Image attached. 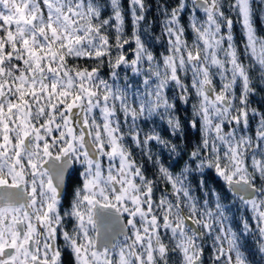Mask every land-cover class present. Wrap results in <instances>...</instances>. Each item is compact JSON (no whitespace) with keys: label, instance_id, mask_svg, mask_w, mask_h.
Segmentation results:
<instances>
[{"label":"snow or ice","instance_id":"1","mask_svg":"<svg viewBox=\"0 0 264 264\" xmlns=\"http://www.w3.org/2000/svg\"><path fill=\"white\" fill-rule=\"evenodd\" d=\"M254 4L0 0V264H264Z\"/></svg>","mask_w":264,"mask_h":264},{"label":"trees","instance_id":"2","mask_svg":"<svg viewBox=\"0 0 264 264\" xmlns=\"http://www.w3.org/2000/svg\"><path fill=\"white\" fill-rule=\"evenodd\" d=\"M146 3L150 6L147 12L146 20L144 24H142V29L144 27H147L149 22H151V27L148 29L147 33H144V38L149 41L150 46L153 48V50L157 53V55L164 50V42L157 43L154 39L155 36L160 34L161 31V20H162V15L160 11L158 10L159 6L161 5H166L169 9L175 4L178 3V0H146ZM128 4L129 0H122V7L125 11V17H126V23H125V32L128 36L131 35L132 32V25H131V17L130 13L128 12ZM254 7L257 8V12L255 15V25L258 29V34L264 35V20L261 19L260 12H259V6L254 4ZM109 14L108 11L105 12V16ZM235 19V18H234ZM184 22L187 23V13H185V19ZM238 24V23H237ZM239 28L235 24V32H236V39L237 43L239 44L240 41L243 39L242 34L240 32ZM114 35V33L112 34ZM189 40H191V35L189 33ZM255 101L254 105L264 108V92L261 94L255 95ZM195 97L193 96V101ZM191 103V101H190ZM189 111L188 106L185 105H178V113L181 115V118H184V115ZM161 131L165 137H168V130L166 127H162ZM171 138V137H169ZM199 133L196 132L195 130H190L187 132V137H186V143H187V149L184 151V153L175 160L173 163L172 161H169L167 154H164V160L168 163H173V170H179L180 167H182L184 161L187 159V151L191 149L192 145L195 143L199 142ZM173 139V138H172ZM175 143H181V140L179 137H176L174 139ZM183 146V145H182ZM153 150H156V146L153 147ZM149 173L152 172V168H148ZM208 181L210 184L218 183L215 179V177L209 173L208 174ZM164 187H168L167 185H162L161 189L162 190ZM158 190V191H159ZM207 264V262H206Z\"/></svg>","mask_w":264,"mask_h":264},{"label":"rangeland","instance_id":"3","mask_svg":"<svg viewBox=\"0 0 264 264\" xmlns=\"http://www.w3.org/2000/svg\"><path fill=\"white\" fill-rule=\"evenodd\" d=\"M225 3L227 4V0H225ZM225 11H227V9L225 8ZM235 17H233V19H234ZM236 26L239 28V30H241L240 29V25H239V23L238 24H236ZM241 32V31H240ZM234 33H235V38H236V32H235V25H234ZM237 40V39H236ZM255 98H256V96H253L252 97V103H254V101H255ZM254 105V104H253ZM255 106V105H254ZM147 127V126H146ZM174 139H176V138H173V141H174ZM155 145H153V147H154ZM170 190V189H169ZM249 247L251 248L252 247V244H251V242H249ZM207 252H208V254H210L211 253V248H208L207 249ZM207 262V261H206Z\"/></svg>","mask_w":264,"mask_h":264},{"label":"flooded vegetation","instance_id":"4","mask_svg":"<svg viewBox=\"0 0 264 264\" xmlns=\"http://www.w3.org/2000/svg\"><path fill=\"white\" fill-rule=\"evenodd\" d=\"M62 243V241H61ZM65 264H71V257L67 253L65 254Z\"/></svg>","mask_w":264,"mask_h":264}]
</instances>
